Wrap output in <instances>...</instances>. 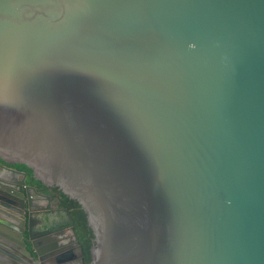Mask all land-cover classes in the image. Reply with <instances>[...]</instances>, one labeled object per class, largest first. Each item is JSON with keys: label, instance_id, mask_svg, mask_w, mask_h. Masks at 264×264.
<instances>
[{"label": "water", "instance_id": "water-1", "mask_svg": "<svg viewBox=\"0 0 264 264\" xmlns=\"http://www.w3.org/2000/svg\"><path fill=\"white\" fill-rule=\"evenodd\" d=\"M0 158L88 264H264V0H0Z\"/></svg>", "mask_w": 264, "mask_h": 264}, {"label": "flooded vegetation", "instance_id": "flooded-vegetation-1", "mask_svg": "<svg viewBox=\"0 0 264 264\" xmlns=\"http://www.w3.org/2000/svg\"><path fill=\"white\" fill-rule=\"evenodd\" d=\"M10 169L21 173L15 177ZM0 173L8 177L0 176V255L13 264H35L31 246L34 242L45 264H87L72 211L62 200L61 189L33 183L28 171L5 161H0ZM10 236L14 245L4 244Z\"/></svg>", "mask_w": 264, "mask_h": 264}, {"label": "trees", "instance_id": "trees-1", "mask_svg": "<svg viewBox=\"0 0 264 264\" xmlns=\"http://www.w3.org/2000/svg\"><path fill=\"white\" fill-rule=\"evenodd\" d=\"M0 161L3 160L0 158ZM16 166L28 171L30 180H32L33 183H36L40 186H45V184L40 179L34 176V172L32 168L28 167L26 164H16ZM60 192L62 194V200L65 202V204L68 207H70L72 211L79 240L81 241L85 249V255H86L85 261L88 264L92 261L91 248L95 244L94 241L95 235L93 229L88 224L87 214L83 209V207L81 206V204L79 203V201L70 198L69 195L65 194L62 190H60Z\"/></svg>", "mask_w": 264, "mask_h": 264}]
</instances>
